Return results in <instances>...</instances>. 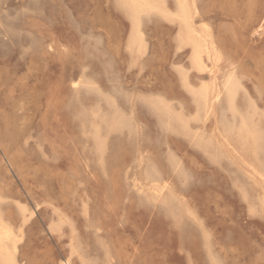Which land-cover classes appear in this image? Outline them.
I'll use <instances>...</instances> for the list:
<instances>
[{"label": "rangeland", "instance_id": "1", "mask_svg": "<svg viewBox=\"0 0 264 264\" xmlns=\"http://www.w3.org/2000/svg\"><path fill=\"white\" fill-rule=\"evenodd\" d=\"M181 18L0 0V264H264V0Z\"/></svg>", "mask_w": 264, "mask_h": 264}, {"label": "bare ground", "instance_id": "2", "mask_svg": "<svg viewBox=\"0 0 264 264\" xmlns=\"http://www.w3.org/2000/svg\"><path fill=\"white\" fill-rule=\"evenodd\" d=\"M179 5H180V10H181V14H182V18H181V23L184 26H188L187 24V19H186V0H179ZM190 36V35H189ZM188 37V36H187ZM192 37V36H190ZM201 46H196L195 47V61H199L200 60V53H201ZM253 59V58H252ZM201 61V60H200ZM199 63V62H198ZM263 64V63H262ZM211 70V69H210ZM214 75V74H213ZM212 77V76H211ZM215 83V82H214ZM262 86V85H261ZM205 104V103H204Z\"/></svg>", "mask_w": 264, "mask_h": 264}]
</instances>
